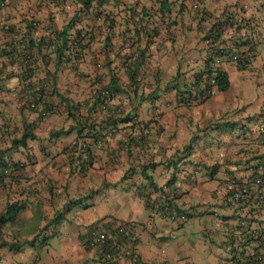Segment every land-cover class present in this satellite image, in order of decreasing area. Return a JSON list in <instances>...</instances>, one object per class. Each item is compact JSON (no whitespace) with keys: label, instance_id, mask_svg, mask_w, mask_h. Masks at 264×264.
<instances>
[{"label":"crops","instance_id":"obj_1","mask_svg":"<svg viewBox=\"0 0 264 264\" xmlns=\"http://www.w3.org/2000/svg\"><path fill=\"white\" fill-rule=\"evenodd\" d=\"M2 2L0 162L21 167L0 185V216L9 217L0 242L24 246L18 252L0 247V264H105L84 240L90 227L102 224L133 225L130 247L139 264H264V206L254 202L260 200L249 181L264 157V0H92L88 8L85 0ZM198 2L207 13L204 20L194 10ZM220 18L233 22L223 35L226 44L249 39L254 57L240 70L241 49L232 47L235 56L220 66L229 89L214 90L190 107L178 104L168 82L177 72L183 73L181 85L191 82L206 55L201 38ZM68 25V34H85L92 42L80 61L55 72L53 48L37 44ZM15 34L33 41L30 66L36 75L29 86L41 84L46 71L54 76L40 96L52 106L46 116L43 105L30 110L13 96L28 86ZM130 39V53L146 46L149 52L136 70L135 86L122 67L123 41ZM112 75L121 89L137 92L119 94L111 105L124 106L138 127L151 123L141 131L119 124L100 147L87 140V156L69 152L77 138L75 122L58 96L71 104L84 101L98 78L103 87ZM23 134L32 137L14 145ZM230 179L250 187L252 200L244 196L236 206L226 204L222 197ZM167 201L170 212L160 208ZM173 207L188 218L181 220Z\"/></svg>","mask_w":264,"mask_h":264},{"label":"trees","instance_id":"obj_2","mask_svg":"<svg viewBox=\"0 0 264 264\" xmlns=\"http://www.w3.org/2000/svg\"><path fill=\"white\" fill-rule=\"evenodd\" d=\"M92 0H85L84 5L86 8L90 5ZM2 0H0V3ZM200 2L195 4L194 10L196 14L199 16L201 20H204L207 17V13L205 10L201 7H199ZM233 22H230L229 18H223V19H216L213 21L209 29L203 34L201 41L206 43L207 49H206V55L204 56L203 59V66L199 70L196 71L192 75V80L190 83H184L183 85L180 84V79L182 77L183 73L177 72L174 77L168 82V88L174 89L177 93V103L182 104L184 106H193L194 103H202L206 99H208L211 95H209V92H214V90L218 92H226L229 87V79L228 75L226 72H224L221 69H215L212 67V63L215 61V59H226L227 61L231 60L233 56H235L232 53L233 48H238L241 49V51L237 52V68L240 70H246L251 62V59L254 57L255 49H254V44L251 42L249 39H230V44H226V41L223 39V35L225 33V30L227 28H232ZM69 26H66L65 28L62 29L61 32H58L54 35L53 39L51 40H45V39H40L38 42V47H45V48H53V54H54V59H55V72L62 66L63 64H69V63H76L80 61L84 55L87 49H89V46L92 42V38L86 36L85 34L81 33H76L73 35L68 34L69 32ZM238 31V27L235 29ZM235 31V32H236ZM148 38H150V35H148ZM24 41L27 43V50L26 54L30 53V47L33 46V41L26 38V34L24 35ZM135 42L130 40H125L123 41V46L125 48L124 57H123V68L124 71L127 74V79L130 80V85L135 86L136 83V70L139 69L143 65L144 59L148 57L149 52H145V47L142 51H139L138 49L134 51L133 53H130L129 50H133L132 46ZM231 45V46H229ZM233 47V48H232ZM244 48V51L242 49ZM15 49L13 47L10 48V50ZM14 50L13 52H15ZM12 52V54H13ZM46 57V55H45ZM46 64V60L44 61ZM23 67V74H22V79L24 81H27L28 79H34L36 73L33 72L31 68V63H29L30 68H25V65L22 63ZM54 72V74H55ZM1 73V72H0ZM39 74V73H38ZM49 74V76H48ZM46 77V83L44 85L40 84L39 85H33L30 81V86H23L21 87L20 91L21 93H32L33 95L38 94L39 95V100H43L42 95V90L47 87L50 80H53L54 76L53 74H50L49 71H46L45 74ZM1 79V78H0ZM118 76H111L108 84H106L103 87H100L98 85V82H100V78H98L95 83L97 84V88L95 92L89 97L88 99L81 101V102H75L71 104V101L63 96H58L59 97V102L60 106H63L64 103V108L66 109L68 115L74 119L75 126L73 130L76 131L77 138L70 144L69 147V152L74 151L78 152L81 156H87L89 153V145L86 146L85 149L78 147V143L82 140H91V142L94 145H97V142L100 141L102 142L101 145L104 143V141L107 138H110L115 134V132L118 131V125L119 124H125L126 127H129L130 130H134L135 127L139 126L141 123L134 121L133 116L130 115V112H126L124 109V106L122 105H111V100L113 97L125 93L128 94V92H131L133 94H136L137 88H131L128 87L127 89H121V87L118 85ZM211 80L214 81V83H210ZM48 83V84H47ZM32 84V87H31ZM47 84V85H46ZM47 89V88H46ZM108 91L109 95L111 96V99H104L101 100L100 97H98V94L101 91ZM129 90V91H128ZM208 92V95L204 98L203 93ZM26 95V94H25ZM24 95V96H25ZM37 96V95H36ZM19 103L21 106L27 107L26 104H23L22 98H18ZM196 105V104H195ZM104 107V108H103ZM42 110L44 112L51 113L52 106L51 105H43ZM82 111L87 112V116H82ZM47 113V114H48ZM103 113L104 115H101ZM111 114V115H110ZM262 118L263 122V129H264V111L260 116ZM151 122L149 121L148 123L143 124V127H138L140 131L143 129H146L148 127V124ZM63 133V131H61ZM32 137L28 134H23L20 140L18 141H13V144L17 145L20 144L21 142H24L27 138ZM144 136L140 137V140H143ZM88 142V141H87ZM135 141L129 140V143H134ZM186 149H189L187 147ZM264 161V157L260 158V161H258L256 164H254L253 167V174L252 178H250V182L252 183L253 178L256 176L255 169L258 166L260 162ZM85 162H81L80 164V170L83 169V165ZM154 166V165H153ZM21 167V166H20ZM20 167H17V165H12L5 163L4 161L0 162V185L3 183V181L10 177L14 171L19 169ZM228 184V183H227ZM150 186L157 191V187L155 185H152L150 183ZM227 186L225 188V191L223 193V201L226 202V197L228 196L227 192ZM160 191V190H159ZM253 194H248L247 198L252 200ZM244 196L239 200L238 203H240L243 200ZM148 206L150 204V201H146ZM255 203L259 207L264 206L263 204H259L257 200H254ZM164 204L161 205V209L165 208L166 212H170L172 210V203L171 201L163 202ZM227 204V203H226ZM154 205L153 202L150 204V206ZM173 211H176L179 215H183L188 218V214L186 211L180 210L178 208L173 207ZM14 215L10 216V219L12 220ZM9 218V217H8ZM8 218L5 216H0V235L3 229V226L8 222ZM60 216L59 213L54 217L53 221L59 220ZM129 226L130 224H126ZM132 228L134 229L133 225ZM94 227H90L86 232H85V245L88 246L89 248H96L100 254V259L102 262L105 264H117L116 262H112L109 259H106L103 257V254H109L111 252V243L110 240L104 242V243H99V244H93V237L91 236V232L93 231ZM101 229L105 231H110L114 235H116L119 239L122 240H127L128 236L125 235V231H122L121 233H118L116 231H113V228L111 225L106 224L101 227ZM88 241H87V239ZM1 240V239H0ZM33 241H28L25 243V245H32ZM128 243V241H127ZM92 244V246H91ZM24 245H16V244H7L4 243L3 241L0 242V247H8V249L18 252L21 250V248ZM139 259V258H138ZM119 263V262H118ZM136 264H139L136 263Z\"/></svg>","mask_w":264,"mask_h":264},{"label":"built area","instance_id":"obj_3","mask_svg":"<svg viewBox=\"0 0 264 264\" xmlns=\"http://www.w3.org/2000/svg\"><path fill=\"white\" fill-rule=\"evenodd\" d=\"M4 2L0 3V6L3 7ZM14 43L19 47V51L22 52L23 56H22V60H23V64L25 65V68H30L29 63L31 62V56L29 54H26V50H27V43L26 41H24V35L23 34H15V36L13 37ZM21 54V53H20ZM217 65V62L215 63ZM13 68H11L14 72L17 71V69L15 70V67L12 66ZM34 72V71H33ZM29 80L28 79L26 81V84H29ZM46 77H42L41 80V84L44 85V83H46ZM211 84L214 83L213 80H211L210 82ZM26 94V95H25ZM25 95V96H24ZM208 95V92H204L203 93V97L202 99H204L206 96ZM14 97H18V98H22L23 100V104L27 105V108L30 110H35L37 108H39L40 105H43L41 103V101L39 100V97L35 95H33L32 93H21L20 89H17L13 95ZM98 97H100L101 100L104 99H111V96L109 95L108 91H101L98 94ZM104 108V107H103ZM43 112V115H47L48 112ZM102 142L98 141L97 142V147L102 146L101 145ZM78 147L85 149L86 146L88 145V142L86 140H82L78 143ZM255 173L256 176L253 178L252 180V185H253V194L256 193L258 198H259V202H264V161L260 162L258 164V166L255 169ZM227 192H228V196L226 197V202L227 204H229L230 206H236L239 203V200L243 197V196H247L248 194H251V188L246 186L244 183H240L237 179H230V181L227 184ZM152 207H155V205H152ZM179 218L181 220H184V216H179ZM105 225L102 224L100 226H96L95 228H93V231L91 232V236L93 237V244H101L104 243L108 240L111 241V243H109L111 245L110 249L111 252L109 254H103V257H105L106 259L111 260L112 262H120L124 259H129L133 264H136L139 262V257L138 255L132 250V248L130 247V244L133 243L134 239H135V231L132 228V226H127L126 224H122V225H117L116 227H113V231H116L118 233H121L122 231H125V235L128 236L127 240H122L119 239L116 235H114L112 232L110 231H105L103 229H101V227ZM87 239V238H86ZM88 241V239H87ZM128 241V243H127ZM92 246V244H91Z\"/></svg>","mask_w":264,"mask_h":264},{"label":"clouds","instance_id":"obj_4","mask_svg":"<svg viewBox=\"0 0 264 264\" xmlns=\"http://www.w3.org/2000/svg\"><path fill=\"white\" fill-rule=\"evenodd\" d=\"M227 61L226 59H215V61L212 63V67L215 68V69H221L220 66H221V63L222 61ZM217 62V65L215 64ZM214 82V81H213ZM209 95H212V92H209ZM202 99V98H201Z\"/></svg>","mask_w":264,"mask_h":264},{"label":"rangeland","instance_id":"obj_5","mask_svg":"<svg viewBox=\"0 0 264 264\" xmlns=\"http://www.w3.org/2000/svg\"><path fill=\"white\" fill-rule=\"evenodd\" d=\"M85 77V76H84Z\"/></svg>","mask_w":264,"mask_h":264}]
</instances>
